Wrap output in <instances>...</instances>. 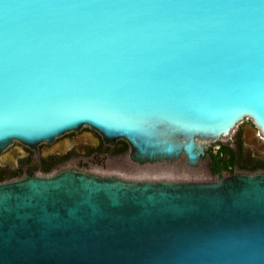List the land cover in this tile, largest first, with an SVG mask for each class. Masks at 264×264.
Masks as SVG:
<instances>
[{
	"label": "water",
	"instance_id": "obj_1",
	"mask_svg": "<svg viewBox=\"0 0 264 264\" xmlns=\"http://www.w3.org/2000/svg\"><path fill=\"white\" fill-rule=\"evenodd\" d=\"M264 138V0H0V150L89 128L197 167ZM0 264H264V171L0 183Z\"/></svg>",
	"mask_w": 264,
	"mask_h": 264
},
{
	"label": "flooded vegetation",
	"instance_id": "obj_2",
	"mask_svg": "<svg viewBox=\"0 0 264 264\" xmlns=\"http://www.w3.org/2000/svg\"><path fill=\"white\" fill-rule=\"evenodd\" d=\"M217 142V145L209 146L198 165L207 160L214 180L237 172L264 171V138L257 133L250 120L239 124L227 142L222 139ZM211 151L216 159L211 158ZM131 154V147L126 141L108 143L101 134L89 128L66 133L51 144L29 146L16 141L0 150V183L21 179L28 172L35 170L44 175H51L67 167L101 177L127 180H204L162 176L157 175V172L156 176L144 174L142 171L152 174V168L157 166L139 165L131 159ZM177 165L182 166V173L187 168H196L191 167L184 158H179L172 164L163 163L159 167L165 169Z\"/></svg>",
	"mask_w": 264,
	"mask_h": 264
},
{
	"label": "rangeland",
	"instance_id": "obj_3",
	"mask_svg": "<svg viewBox=\"0 0 264 264\" xmlns=\"http://www.w3.org/2000/svg\"><path fill=\"white\" fill-rule=\"evenodd\" d=\"M229 138V137H228ZM228 138H223L222 140L224 142H227ZM218 142L213 143L212 146L217 145ZM171 169V170H170ZM177 170V172H174ZM182 166L181 165H177L174 166L172 168L170 167H166L164 168H160L159 166L152 168V174L151 173H147L146 171H142L144 174H148V175H153L156 176L157 175H162V176H173V177H193V178H201L204 180H214V178L211 177V172L209 170V165L207 160H203L200 164V166H197L196 168L193 169H186V171L184 173L181 172ZM160 170H165V171H160ZM151 171V170H149ZM160 171V172H158Z\"/></svg>",
	"mask_w": 264,
	"mask_h": 264
},
{
	"label": "bare ground",
	"instance_id": "obj_4",
	"mask_svg": "<svg viewBox=\"0 0 264 264\" xmlns=\"http://www.w3.org/2000/svg\"><path fill=\"white\" fill-rule=\"evenodd\" d=\"M133 155V154H132ZM179 158H184L186 161H188V159L186 157H184L183 155H181ZM178 158V159H179ZM177 160V159H176ZM138 163V162H137ZM163 163H167V161H164V162H156V163H150V162H146L144 163L143 165H153V166H161V164ZM169 164V163H167Z\"/></svg>",
	"mask_w": 264,
	"mask_h": 264
},
{
	"label": "trees",
	"instance_id": "obj_5",
	"mask_svg": "<svg viewBox=\"0 0 264 264\" xmlns=\"http://www.w3.org/2000/svg\"><path fill=\"white\" fill-rule=\"evenodd\" d=\"M210 156H211L212 159H216V156H215V154L213 153V151L210 152ZM214 169H215V168H214ZM214 169H213V170H214ZM214 171H215V170H214ZM214 171H213V172H214Z\"/></svg>",
	"mask_w": 264,
	"mask_h": 264
}]
</instances>
